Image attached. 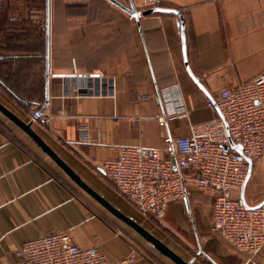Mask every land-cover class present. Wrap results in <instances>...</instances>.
I'll return each mask as SVG.
<instances>
[{
	"label": "crops",
	"instance_id": "crops-1",
	"mask_svg": "<svg viewBox=\"0 0 264 264\" xmlns=\"http://www.w3.org/2000/svg\"><path fill=\"white\" fill-rule=\"evenodd\" d=\"M155 6L183 12L195 78L185 64L179 17L142 14ZM133 8L135 14L126 10ZM263 70L264 0H0V102L24 121L37 106L55 115L33 129L100 196L192 264H264V248L248 262L211 228L202 211L208 206L212 216L213 197L196 190L171 204L161 221L144 217L101 164L123 145L162 147L166 134L187 135L191 124L215 117L207 107L214 93ZM98 73L113 80L112 94L76 97L66 84V75ZM158 115L166 117L163 125ZM241 198L264 201V160L253 166ZM123 201L133 212L121 208ZM162 225L192 233L199 258L170 244ZM54 231L99 245L112 264L130 255L137 264H176L0 111V264H22L23 243Z\"/></svg>",
	"mask_w": 264,
	"mask_h": 264
},
{
	"label": "built area",
	"instance_id": "built-area-1",
	"mask_svg": "<svg viewBox=\"0 0 264 264\" xmlns=\"http://www.w3.org/2000/svg\"><path fill=\"white\" fill-rule=\"evenodd\" d=\"M65 77L76 97L114 92L113 80L102 73ZM78 78L89 82L80 85ZM207 107L215 117L191 124L187 135L166 134L162 147L123 145L101 167L141 215L156 221L192 190L213 197V230L251 262L264 248V203L250 205L241 193L250 163L264 160V70L236 86L220 88ZM54 117L38 106L29 113L33 123ZM157 119L161 125L166 121L164 115ZM17 254L22 264H112L99 245L82 246L69 231L27 240ZM115 264H137V259L130 255Z\"/></svg>",
	"mask_w": 264,
	"mask_h": 264
},
{
	"label": "water",
	"instance_id": "water-1",
	"mask_svg": "<svg viewBox=\"0 0 264 264\" xmlns=\"http://www.w3.org/2000/svg\"><path fill=\"white\" fill-rule=\"evenodd\" d=\"M127 12L131 14H135V9H126ZM160 12V13H171L175 14L179 17L178 25L181 29L182 38H183V50H184V59L185 64L187 66L188 71L191 73L189 68L188 60H187V51H186V43H185V19L183 12L179 9L174 8H165L160 6H155L149 9H146L142 12L143 15H148L151 13ZM193 76V75H192ZM194 77V76H193ZM195 78V77H194ZM0 111L4 113L8 118H10L13 122H15L18 126H20L36 143L41 149L48 154L80 187H82L85 191H87L90 195H92L97 201L103 204L108 210H110L115 216L125 221L128 225H130L137 233H139L144 239L153 244V246L163 255L172 259L176 264H192L191 261H186L180 255H178L175 251H173L165 242H163L160 238H158L155 234L150 232L148 229L143 227L137 221L131 219L126 216L118 209H116L113 205H111L108 201H106L102 196H100L95 190H93L85 181H83L74 171L73 169L50 147V145L33 129L32 121H24L19 116H17L14 112H12L9 108H7L3 103L0 102ZM253 164L250 163V169L248 174V179L252 173ZM264 201L260 204H263Z\"/></svg>",
	"mask_w": 264,
	"mask_h": 264
},
{
	"label": "rangeland",
	"instance_id": "rangeland-1",
	"mask_svg": "<svg viewBox=\"0 0 264 264\" xmlns=\"http://www.w3.org/2000/svg\"><path fill=\"white\" fill-rule=\"evenodd\" d=\"M120 206L123 210H130L129 206L124 201L121 203ZM193 208H194V211L197 212L199 205L194 204ZM203 208H204V210L202 211V213H204V216L206 217L207 221L210 222L211 228H212V223L210 220V216H211L210 209L208 208V206H205ZM133 209L130 211L133 212ZM184 220L185 221L187 220L186 217L184 218ZM157 224H159V223H157ZM159 226H161V225H159ZM161 228L164 230L163 232L167 235V236L165 235L164 238H166V240L170 244H172L175 248H177L185 257H187V258H199V255L201 254V252L199 251L197 240L195 239L196 241L195 240L193 241V239L195 237L192 233L189 232L188 234H186L185 232H181L179 230V228L168 231V230H166V227H164V225H162ZM160 234H162V232Z\"/></svg>",
	"mask_w": 264,
	"mask_h": 264
},
{
	"label": "trees",
	"instance_id": "trees-1",
	"mask_svg": "<svg viewBox=\"0 0 264 264\" xmlns=\"http://www.w3.org/2000/svg\"><path fill=\"white\" fill-rule=\"evenodd\" d=\"M35 30H36V29H35ZM39 35H43V33L40 31V32H39Z\"/></svg>",
	"mask_w": 264,
	"mask_h": 264
}]
</instances>
